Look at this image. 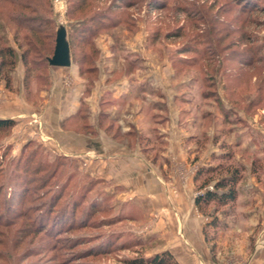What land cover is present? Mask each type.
<instances>
[{
    "label": "rangeland",
    "instance_id": "374dc122",
    "mask_svg": "<svg viewBox=\"0 0 264 264\" xmlns=\"http://www.w3.org/2000/svg\"><path fill=\"white\" fill-rule=\"evenodd\" d=\"M248 1L87 0L69 16L71 0H53L57 29L74 35L73 66L59 68L37 57L38 65L25 64L2 10L11 7L0 0V35L16 53L10 82L0 78V118L16 123L0 134V264H128L163 251L181 264L166 248L169 237L156 231L158 209L142 193L134 196V173L147 169L149 180L168 181L173 171L184 185L193 179L196 200L214 188L199 189L202 170L221 163L244 174L236 204L216 212L217 228L209 225L214 209L203 213L195 204L213 263L249 264L256 256L251 264H264V0ZM105 12L112 26L94 36L93 54L76 27ZM76 101L78 110L60 117V107L69 111ZM175 106L178 114L171 113ZM15 111L21 115L11 117ZM101 132L128 148V170L109 165V155L91 161L52 143L53 136L84 140ZM181 137L182 145L171 144ZM174 184L171 198L180 195Z\"/></svg>",
    "mask_w": 264,
    "mask_h": 264
},
{
    "label": "trees",
    "instance_id": "16d2710c",
    "mask_svg": "<svg viewBox=\"0 0 264 264\" xmlns=\"http://www.w3.org/2000/svg\"><path fill=\"white\" fill-rule=\"evenodd\" d=\"M9 3L10 9L5 10V16L10 23H13L16 28L15 39L19 40V46L22 49V59L27 65L36 66L38 62L43 65L48 66V59L53 55L56 36H57V25L54 16L53 0H5ZM256 1V0H255ZM251 0L248 1V4ZM88 7L87 0H71V6L69 7V16L75 15L77 12ZM1 10V9H0ZM112 8L110 6L106 11L111 12ZM200 14L199 10L195 12ZM89 16V15H88ZM83 18L79 20V24L76 27L79 32L76 33L78 37L84 36L81 39L83 46L89 47L93 54H96L95 47H93L94 36L103 30H107L112 25L109 22V14L105 13H94L90 17ZM1 21V19H0ZM2 27V23H0ZM80 28V29H79ZM75 30V31H76ZM79 33V34H78ZM91 35V36H90ZM67 38L70 44L71 58L73 59V40L74 35L67 32ZM80 38V37H79ZM5 38L0 35V78L7 79L8 82L11 80V73L16 65V53L13 47L4 44L3 40ZM79 41V44H81ZM209 43V42H208ZM81 44V45H82ZM73 56V57H72ZM35 57H37L35 59ZM92 54L85 52L83 55V61L86 64H92L89 67V72H95L94 60L92 59ZM253 58V57H252ZM247 62V61H246ZM30 69V68H29ZM82 73H88L87 68L81 69ZM15 121L11 118H0V134L10 131L15 126ZM230 156L226 158L229 160ZM9 163L6 164V167ZM63 166V165H61ZM53 168L51 162L45 165L43 168L45 171ZM72 168V167H71ZM42 168L37 167L34 172L41 173ZM203 171V172H202ZM201 172L205 174V179L203 183L200 184L199 189L204 190L208 185L213 183V189H206L205 192L200 194L196 200L195 204L197 208L203 212L207 213L211 208L214 209L213 221L209 223L213 228L220 226L218 218L215 216L219 208H230L233 207L238 198L239 185L243 179V169L236 164H225L221 163L218 167H209L203 169ZM56 172H54L51 177H55ZM202 178V177H200ZM3 189H1V192ZM0 192V193H1ZM26 193V191H25ZM63 195V193H60ZM20 194L14 192L12 198L9 200L17 198ZM48 226V223H47ZM208 237V236H207ZM128 264H179L174 260V256L169 251H163L162 253H157L151 257L145 258L144 256L137 257L128 261Z\"/></svg>",
    "mask_w": 264,
    "mask_h": 264
},
{
    "label": "crops",
    "instance_id": "0c3cea01",
    "mask_svg": "<svg viewBox=\"0 0 264 264\" xmlns=\"http://www.w3.org/2000/svg\"><path fill=\"white\" fill-rule=\"evenodd\" d=\"M71 66H73L72 58L70 67ZM59 70L57 72L58 74L62 72ZM55 86H57V84H54V90L56 89ZM59 89L60 87H57L56 91H59ZM62 90L64 91V89ZM64 94L65 92H63V96ZM122 95L124 94L120 93L115 95V97L119 98ZM93 98L94 93L86 99L85 104H91L92 106L94 103ZM69 99L70 98L66 100L67 103H69ZM70 102L73 103L71 99ZM97 103L98 102H95V104ZM96 107H99V103ZM66 108H68V106H64V109ZM177 108L178 107L175 106L173 109L174 111L171 110V113L173 112L178 114ZM60 110V117L62 114L66 117L72 116L71 114L78 110L77 101L69 111H62L61 107ZM119 110L120 109H114L113 112L116 113ZM29 112H33L34 114L36 113V111L31 110ZM50 112L51 109L46 111L42 117L45 116V118H47L46 115L50 114ZM56 113L59 115L57 109H53V115L51 114L49 116H53L54 119L57 120ZM24 114L25 112L22 113V115ZM20 115L21 111H15L10 116L19 117ZM124 123L126 124L125 126H127V123H130V121H124ZM56 125L57 123L53 121L52 126ZM181 135H183V132H181ZM69 137L71 138L69 139L66 137L67 139L64 138L61 140L54 138V136L51 138L53 139L52 143L56 142L57 144H62L64 152L71 154L72 157L77 156L84 159L89 158L91 161H93L95 159H100L109 155L111 156V159L109 158L110 160L108 161L109 165H113L114 167L117 166L125 170H128V168L131 167V163H134L128 160V154L130 153L128 148L111 140L103 132H101L97 137L86 138L84 140L79 137ZM182 142L183 139L181 137L180 142L178 140H173L171 141V144L173 146L179 143L182 145ZM174 150L176 149L174 148ZM118 154L120 155L118 156ZM144 171L145 172H143L142 175L134 173L135 177L133 178L137 181L132 184L133 189L131 188V190L133 191L135 197L136 195H139L140 197V193H142V197L151 204L152 208L154 207V209H158L159 215H161V226L157 228L156 231L160 232L164 239L169 237V242H167L166 248L169 249L177 258H179L181 264H215L213 263V258L210 255V250L212 248L210 249L209 245L205 242L203 234V225L205 223L204 216L200 215L199 213L196 214L197 211L195 209L194 180L191 179V181L189 180V182L184 185L183 179L172 171V173L168 174V181H164L160 178L159 181H152V179L149 180L148 178H150L153 171H148L147 169ZM173 182L175 183L174 186L179 189L180 195L177 198H171L169 196L168 189ZM171 208L174 210H171ZM249 220L250 224L252 225L260 221V219L256 220L255 218H250ZM261 222H263L262 225L264 230V219H261ZM253 229L254 227L250 228V234H252ZM262 237L264 238V231ZM253 260L250 261L249 264L254 262ZM256 262L257 261H255L253 264H256ZM258 262L261 261L258 260Z\"/></svg>",
    "mask_w": 264,
    "mask_h": 264
},
{
    "label": "water",
    "instance_id": "95a60500",
    "mask_svg": "<svg viewBox=\"0 0 264 264\" xmlns=\"http://www.w3.org/2000/svg\"><path fill=\"white\" fill-rule=\"evenodd\" d=\"M48 61L50 66L69 67L71 65L70 44L64 26H61L57 31L54 53Z\"/></svg>",
    "mask_w": 264,
    "mask_h": 264
}]
</instances>
